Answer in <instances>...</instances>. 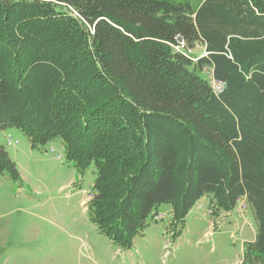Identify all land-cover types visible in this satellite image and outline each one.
I'll use <instances>...</instances> for the list:
<instances>
[{
    "label": "trees",
    "instance_id": "obj_1",
    "mask_svg": "<svg viewBox=\"0 0 264 264\" xmlns=\"http://www.w3.org/2000/svg\"><path fill=\"white\" fill-rule=\"evenodd\" d=\"M12 128L95 166L92 221L119 247L160 205L175 230L211 195L249 206L244 264H264V0H0V132ZM5 170L16 177L0 144Z\"/></svg>",
    "mask_w": 264,
    "mask_h": 264
},
{
    "label": "rangeland",
    "instance_id": "obj_2",
    "mask_svg": "<svg viewBox=\"0 0 264 264\" xmlns=\"http://www.w3.org/2000/svg\"><path fill=\"white\" fill-rule=\"evenodd\" d=\"M202 0H189L196 8ZM202 46L190 49L199 55ZM17 170L0 173V264H244L256 223L243 199L224 211L207 195L183 223L162 204L129 248L101 233L90 201L96 168H78L60 139L36 147L23 131L0 132ZM261 264V262H253Z\"/></svg>",
    "mask_w": 264,
    "mask_h": 264
},
{
    "label": "built area",
    "instance_id": "obj_3",
    "mask_svg": "<svg viewBox=\"0 0 264 264\" xmlns=\"http://www.w3.org/2000/svg\"><path fill=\"white\" fill-rule=\"evenodd\" d=\"M174 48L176 50H183L184 51V49H185V42L182 39L178 40V42L176 43V45L174 46ZM184 52L185 53H189L190 50H186L185 49ZM194 60H196V59H194ZM204 73H205V75H206V77H207V79L209 81V84H210V87H211L212 91L214 93H216V94L221 93L224 90V88H225V83L222 82V81L217 80L214 77L212 68H210V67H206L204 69Z\"/></svg>",
    "mask_w": 264,
    "mask_h": 264
},
{
    "label": "crops",
    "instance_id": "obj_4",
    "mask_svg": "<svg viewBox=\"0 0 264 264\" xmlns=\"http://www.w3.org/2000/svg\"><path fill=\"white\" fill-rule=\"evenodd\" d=\"M205 54V49H204V47L202 46V51L200 52V54L198 55V56H202V55H204Z\"/></svg>",
    "mask_w": 264,
    "mask_h": 264
}]
</instances>
